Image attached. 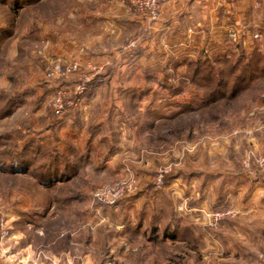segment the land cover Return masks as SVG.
<instances>
[{
    "label": "rangeland",
    "instance_id": "1",
    "mask_svg": "<svg viewBox=\"0 0 264 264\" xmlns=\"http://www.w3.org/2000/svg\"><path fill=\"white\" fill-rule=\"evenodd\" d=\"M14 2L0 0V264L35 263L19 254L26 246L44 264L50 255L71 257L75 264L85 257L108 263L116 227L133 225L129 198L147 190L156 197L163 193L162 206L154 205L168 213L159 221L150 201L136 209V227L146 226L136 241L155 243L127 264H264V168L255 161L264 157L255 140L264 123L254 122L246 132L243 121L264 95V80L231 102L216 98L208 103L211 86H192L186 75L178 87L149 81L141 89L105 90L99 93L101 100L117 95L118 102L90 108L85 125L95 127L102 112L112 119L107 108L119 104L123 114L105 126L110 138L103 142L89 132L97 141L92 145L86 137L80 139L86 155L70 149L66 156L57 151L66 138L59 125L72 110L83 111L93 93L94 81L85 83L88 65L98 62L112 71L131 63L145 32H110L101 40L95 26H83L70 16L76 0H61L60 5L56 0L52 5L16 1L17 8ZM232 42L239 46V40ZM102 53L107 60L100 58ZM216 62L224 70L238 60ZM56 63H77L81 71L69 82H53L48 72ZM157 77L159 83L167 82ZM136 82L142 86L139 77ZM61 89L67 94L63 112L57 114L54 104ZM139 129L148 135L132 133ZM104 143L107 147H100ZM31 145L34 152L24 162L20 154ZM109 149L115 150L110 158L121 170H106L103 178L96 167L106 164ZM53 157L61 159L59 181L49 186L43 168ZM176 178L197 180L193 199L179 195ZM224 210L234 215L215 223L204 214ZM134 236L121 235L127 243ZM149 254L151 260L143 259Z\"/></svg>",
    "mask_w": 264,
    "mask_h": 264
},
{
    "label": "crops",
    "instance_id": "2",
    "mask_svg": "<svg viewBox=\"0 0 264 264\" xmlns=\"http://www.w3.org/2000/svg\"><path fill=\"white\" fill-rule=\"evenodd\" d=\"M47 1L49 5L55 4L53 3L54 0ZM44 3L45 0H33L30 5H44ZM74 5H78V7L75 8V12L70 14V16L73 15L74 17L76 16V19L79 18L78 21L83 26H95L96 35H101V40L105 39V36H108L110 32L112 35L118 36L123 30H127L131 34L144 30L145 37L140 42V47L135 57H133L134 60L129 64H119L118 67L112 68V71L107 69L98 78L101 79L100 82H98V79L94 80L95 88L93 93L87 98L86 107H84L83 111H77L79 112L77 114L76 110H72L67 116L68 119L59 125L60 128L63 127L62 129L65 130V137L68 140L64 138L63 147L58 148L57 151L62 152L66 156H68L70 149L79 154V156L86 155L85 147L80 141L83 137H86V142L92 145L97 141L94 136L97 138L101 137L102 141L110 138L105 126L107 127L109 121L114 123L115 117L117 118L123 114L119 104L111 109L106 107L108 115L112 119H105V114L102 112L98 120L92 123L95 124V127H92V129L91 125L87 127L85 123L88 112L92 110L90 108L95 105L100 107L105 104L111 105L109 104L110 102H114L113 106L118 102L119 98H117V95L115 97L113 95L110 99L103 98V103L99 97L100 92L102 93L105 90H117L119 92L118 90L141 89L145 88L149 81L160 85L164 83L167 88L178 87L180 80L187 73L186 63L195 61L199 57L210 59L216 64L218 58L221 57L227 56L229 59L234 58L241 61L254 50L264 53V0H161L160 16L156 21L135 14L129 4L120 0H112V2L110 0H76ZM232 32H236L238 35V47L234 46L229 38V34ZM256 35H259V38H256ZM102 54L100 58L104 61L107 60L108 55ZM91 63L100 65L98 62ZM157 75L166 78L167 82L159 83ZM137 77L141 80L142 86L137 85ZM252 105L256 106L254 113L251 110H247L243 114L246 132L248 131L247 127L254 122L264 123V95H261V98ZM103 109L105 108L103 107ZM76 114L79 120L76 119ZM92 131L96 133L94 136L91 135L92 133L88 134ZM132 133L135 136L137 133L140 136L148 135L147 132L144 133L141 129ZM91 138L92 140H90ZM255 140L257 149L264 155V132H259ZM78 141L81 145H76ZM111 142L112 140L110 139ZM102 145L100 147H107L105 143ZM114 151H111V149L106 151L104 156V158H108L106 159V164H100L96 167L101 173V177H103L106 170H115L116 173L121 170L120 163L115 165L112 158H110ZM174 180L173 186L178 188L181 186L178 191L179 195H184L189 200L194 198V194L197 191L196 179L187 181L176 178ZM159 194L161 195L156 197V195H152L147 190L129 198L127 202L128 212L131 213L130 217H133L131 218L133 225L116 227V236L111 238L113 240L112 254L114 255L112 260L106 264H127L126 260L128 258L136 260L137 256L141 253V256H143L145 254L144 251H149L153 247L155 243L153 241H136V236L142 237L144 235L146 226L136 227V217L134 216L137 215L136 209L141 207L142 202L149 203L150 201L151 209H154V212L157 210L153 214L155 217L158 216L159 221H161L168 212L166 209H160L154 205V203H157L162 206L161 202H164L162 199H165V196L162 197V192ZM143 207L145 208V205ZM151 209H147V212L152 213ZM83 213L84 215L87 214L86 208ZM133 214L135 215L133 216ZM157 227L161 229L162 223L159 222ZM96 234L97 232L95 231L94 235ZM122 234L130 237L132 234L135 235L134 242H125V239L122 238L124 236L121 237ZM119 239H123L124 242L121 243ZM19 254L24 257L26 262L31 258V261H35L33 264H44L38 254L31 250L30 246L21 248ZM145 256L143 259H152L150 254L146 256L148 258ZM68 258L65 260V257L50 255L49 264H75L71 257ZM80 260L76 264H95L91 258L85 257ZM134 264H138V262L136 261Z\"/></svg>",
    "mask_w": 264,
    "mask_h": 264
},
{
    "label": "trees",
    "instance_id": "3",
    "mask_svg": "<svg viewBox=\"0 0 264 264\" xmlns=\"http://www.w3.org/2000/svg\"><path fill=\"white\" fill-rule=\"evenodd\" d=\"M16 1L18 3L20 2V5H30L33 0L30 3L22 0L21 3L20 0H15L13 8H17L15 4ZM56 1L59 3L58 5H60L61 0ZM63 1L66 0H62V2ZM231 60L232 58L229 59L227 56L218 58V62L221 64H225ZM186 65V78L188 79L190 85L200 87L211 86L209 89L211 92L206 93L208 103H210L212 99L215 100L216 98H227L229 102L236 100L238 98L237 94L242 95L250 90L258 89V83L264 80V53L259 50H254L248 57L238 61L236 66L234 64L232 67L224 70L219 69V67L210 59H204L203 57H199L195 61H189ZM224 90H229V92L225 93ZM32 146L33 145L27 147L25 151L20 154L23 156L22 160L24 162L28 160L27 158L30 154H32V151L34 152V147ZM59 164H61V159L59 157H53L51 158L50 165L44 166L43 170L48 172V177L50 178H48V181L46 180L47 185L49 184L50 186L53 182L59 181L57 179L60 172ZM11 166L13 167L14 164ZM67 167H69V164ZM63 181L61 180V182Z\"/></svg>",
    "mask_w": 264,
    "mask_h": 264
},
{
    "label": "built area",
    "instance_id": "4",
    "mask_svg": "<svg viewBox=\"0 0 264 264\" xmlns=\"http://www.w3.org/2000/svg\"><path fill=\"white\" fill-rule=\"evenodd\" d=\"M124 3H127L132 7V9L139 14L142 17L149 18L153 21H156L160 16V10H161V0H120ZM112 2V0H110ZM229 38L231 41H237L238 35L237 33H230ZM256 38H259V35H256ZM131 46L135 47V43H132ZM88 70V77L86 78V84L98 79L101 75L105 73V68L102 65L97 64H89L87 67ZM79 71H81V67L77 63L73 64H61L56 63L54 64L48 72V79L50 81H63V82H69L73 76H75ZM84 83V84H85ZM64 90V89H63ZM59 90L56 94V104H54L56 113L60 114L63 112L64 109V98L66 97V91ZM256 163L264 168V157H256L255 159ZM247 166H249L247 164ZM121 192H118L116 196L120 195ZM117 196V197H118ZM207 218H209L213 222H219L220 220L230 216L234 215V212L231 210H224V211H215L212 213H204Z\"/></svg>",
    "mask_w": 264,
    "mask_h": 264
}]
</instances>
